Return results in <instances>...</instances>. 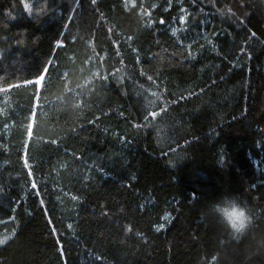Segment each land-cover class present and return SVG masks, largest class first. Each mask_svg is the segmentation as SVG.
Instances as JSON below:
<instances>
[{
  "label": "trees",
  "instance_id": "trees-1",
  "mask_svg": "<svg viewBox=\"0 0 264 264\" xmlns=\"http://www.w3.org/2000/svg\"><path fill=\"white\" fill-rule=\"evenodd\" d=\"M8 84L0 264H264V0H0Z\"/></svg>",
  "mask_w": 264,
  "mask_h": 264
},
{
  "label": "clouds",
  "instance_id": "clouds-1",
  "mask_svg": "<svg viewBox=\"0 0 264 264\" xmlns=\"http://www.w3.org/2000/svg\"><path fill=\"white\" fill-rule=\"evenodd\" d=\"M77 87L80 88L83 95H89L91 92V89L86 83H79ZM77 103L78 102L74 97L64 96L59 98L60 110L73 118L79 114V107H76ZM47 131L48 130L43 127L38 129L39 133H45ZM233 213H243V215L247 217L246 227L252 223V214L250 209L243 206L240 203L238 197L235 195H225L210 202V204L205 209L204 214L215 218L218 223L228 227L229 230L234 233V229H232L230 224V217L233 215ZM234 236L236 239L239 238V234Z\"/></svg>",
  "mask_w": 264,
  "mask_h": 264
},
{
  "label": "snow or ice",
  "instance_id": "snow-or-ice-1",
  "mask_svg": "<svg viewBox=\"0 0 264 264\" xmlns=\"http://www.w3.org/2000/svg\"><path fill=\"white\" fill-rule=\"evenodd\" d=\"M93 3H95V0H93ZM25 7H27V5H25ZM161 23H163V21L161 20ZM253 35H255L253 33ZM57 43H59V41H57ZM45 72H48V69H45L44 70ZM33 75L36 76V79L33 81V80H30V79H25L24 80V83L25 84H29V85H40L41 86V90H46V87H47V83H46V77L44 75H41L39 72L37 73H34ZM64 76L67 75V73H64L62 74ZM149 80L152 79V77H148ZM11 87H14V85H11V84H8V87H3V88H0V91H3V92H7L8 91V88H11ZM139 94V93H138ZM153 96H156V93H153ZM150 104L153 103L152 101L149 102ZM76 107H81V105L79 103H77ZM148 115L152 116V117H156L157 116V113L155 111H151V112H148L147 115L144 116V119L146 120L148 118ZM32 129H33V124L30 123L28 125V135L31 137L32 135ZM52 144H56L57 141L56 140H52L51 141ZM24 166L27 168L28 167V164L27 162H25ZM29 175H31V173H29ZM36 184L35 182H33L31 184V188H36ZM37 195H39V193H37ZM73 200H76L77 197L73 196L72 197ZM41 204H43V201L41 200ZM246 220H247V217H245L243 215V213H240V214H235L233 213V215L230 217V224L232 226V229H234V235L236 234H239V238L237 240H239L241 238V235L243 234L244 230L246 229ZM160 227H163V225H161ZM68 228H72V225H68ZM8 240V237H5L4 239H0V245H3L5 244V242ZM97 259H100V257L98 256Z\"/></svg>",
  "mask_w": 264,
  "mask_h": 264
},
{
  "label": "rangeland",
  "instance_id": "rangeland-1",
  "mask_svg": "<svg viewBox=\"0 0 264 264\" xmlns=\"http://www.w3.org/2000/svg\"><path fill=\"white\" fill-rule=\"evenodd\" d=\"M127 4H131L134 2V0H124ZM182 11V10H181ZM67 16V15H66ZM59 23L62 22L63 20V16L61 17V15L59 16ZM184 18H185V15H183L176 24H174L173 28H172V32L176 33L177 30H180L182 28V25L184 23ZM57 21V22H58Z\"/></svg>",
  "mask_w": 264,
  "mask_h": 264
}]
</instances>
